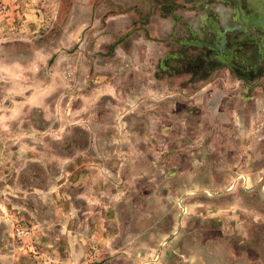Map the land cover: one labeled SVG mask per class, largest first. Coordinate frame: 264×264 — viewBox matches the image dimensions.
I'll use <instances>...</instances> for the list:
<instances>
[{"label": "rangeland", "instance_id": "obj_1", "mask_svg": "<svg viewBox=\"0 0 264 264\" xmlns=\"http://www.w3.org/2000/svg\"><path fill=\"white\" fill-rule=\"evenodd\" d=\"M251 21L0 0V264H264V36L231 32Z\"/></svg>", "mask_w": 264, "mask_h": 264}, {"label": "flooded vegetation", "instance_id": "obj_2", "mask_svg": "<svg viewBox=\"0 0 264 264\" xmlns=\"http://www.w3.org/2000/svg\"><path fill=\"white\" fill-rule=\"evenodd\" d=\"M226 1L235 5L236 14L238 18L240 17V15H246L248 17L253 18V21H251L250 23H243L242 25L238 23L237 25L233 26L235 30H231V32L236 31L242 28L243 26L249 29L250 35H252L253 37H258L259 33H262V35L264 36V0H226ZM215 9L217 12L216 15H218L220 19L222 17H230V12L228 11L227 13L226 9L221 10V12L219 9L217 8ZM256 26L257 28H255ZM255 29H258L257 32H255ZM222 33H224V31H222ZM250 52L254 59L256 53L255 49L254 50L252 49Z\"/></svg>", "mask_w": 264, "mask_h": 264}]
</instances>
